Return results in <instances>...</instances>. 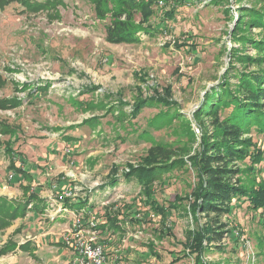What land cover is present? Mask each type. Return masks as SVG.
I'll return each mask as SVG.
<instances>
[{"label": "rangeland", "instance_id": "obj_1", "mask_svg": "<svg viewBox=\"0 0 264 264\" xmlns=\"http://www.w3.org/2000/svg\"><path fill=\"white\" fill-rule=\"evenodd\" d=\"M29 1L49 6L34 11L11 2L0 10V100L18 103L0 109V205L26 204L22 216L0 228V248L31 237L41 243L35 254L7 253L0 264H72L70 245L65 263L55 242L72 244L73 221L60 218L77 199L94 202L80 213L86 224L108 207L127 210L122 233H95L108 264L115 256L119 264H169L176 255L175 264H194L182 251L192 232L207 230L194 199L198 156L214 129L203 114L205 96L221 81L234 90L237 72L257 69L235 60L264 54L256 45L264 42V28L247 23L264 12V0H201L163 25L156 6L149 24L163 30L138 34V44L107 42L109 19L95 17L93 0ZM140 99L145 106L131 117ZM243 139L258 155L237 162L238 179L259 194L264 136ZM152 145L174 155L143 188L126 174L146 170ZM152 202L167 209L165 219L145 215ZM224 220L242 231V242L224 237L226 250L211 249L202 264H264V212L242 206ZM149 245L158 258L148 257Z\"/></svg>", "mask_w": 264, "mask_h": 264}, {"label": "trees", "instance_id": "obj_2", "mask_svg": "<svg viewBox=\"0 0 264 264\" xmlns=\"http://www.w3.org/2000/svg\"><path fill=\"white\" fill-rule=\"evenodd\" d=\"M158 1L162 2V6H158ZM11 2L22 6L29 4L28 7L33 8L34 11L49 6L48 2L34 7L29 0H0V10ZM197 2H201V0H93V7L95 17L98 20L109 19V23L105 25V40L107 42L111 44H138L140 42L138 34L150 35L154 31L161 32L163 30L159 26L154 27L149 24L151 18L157 17L156 6L162 7L158 22L163 25L175 19V12L179 8ZM137 15H139L138 21L136 20ZM247 23H251L257 28H264L263 10L255 11L254 16ZM247 23H239L237 28L241 29L242 26H245L243 24ZM256 45L264 48V42H258ZM235 61L247 67L255 66L257 69L253 72L246 70L237 72L235 77L237 83L234 90H230L229 86L221 81L217 84L218 91L205 96L207 111L203 114L210 116V123L214 129L209 136L210 138L202 144V151L198 156L199 183L194 199L196 209L207 222V230L205 232L197 230L192 232L190 238H187V247L182 251V258L191 257L194 264H202L204 254L210 252L211 249L223 253L227 247V244L222 245L221 243L225 239L224 237H229V239L227 238L228 241L234 237L233 241L235 240V244L238 245L242 242L239 240L242 238V231L236 227H231L228 220L223 221L224 218L231 215L233 209L243 206L249 210H262L264 212V188L258 190L259 194L256 191L245 190L238 179L241 170L236 166L237 162L245 158L252 160L253 156L258 155L253 153L252 143L243 137L251 134L264 136V103L262 102L264 100V54L259 53L254 57H237ZM143 101L136 103L131 117L137 114L145 104ZM157 101L161 102L162 100ZM17 105L15 100H0L1 110L14 108ZM154 117V123L160 121L163 112L158 111ZM154 117L151 121L154 120ZM154 123L151 124L154 125ZM1 126L3 124L0 123V129ZM141 135L144 136V134ZM173 155L174 153L170 150L161 148L159 145H152L145 157L146 170L141 172H132L131 170L126 174V178L129 180L137 178L136 181L139 184L142 183L140 187L144 188L147 183H152L163 175H161L162 169L159 170L158 167L165 166V163H168ZM1 203L0 228L22 216L26 210L24 209L26 204L22 207L10 205L12 209H8L4 208V202ZM77 205H85V209L84 207L79 209L76 207ZM94 206V202L91 200L77 199L73 201V204H70L69 209H72L73 214L81 215L80 213L88 208L94 209ZM113 208L111 206L104 209L103 215L99 217L94 214L95 220H97L95 230L101 233L108 231L123 232L119 223L128 222L127 210L122 211ZM166 211V208H161L156 202H152L145 215L151 214L165 219ZM119 216L122 217L120 220ZM129 221L132 222L131 218ZM233 241L231 239V242ZM15 248L14 242L8 243L0 248V256L13 251ZM153 249V246H148V257L151 255L158 258V254ZM171 260L169 264H175L179 258L176 255V258Z\"/></svg>", "mask_w": 264, "mask_h": 264}, {"label": "built area", "instance_id": "obj_3", "mask_svg": "<svg viewBox=\"0 0 264 264\" xmlns=\"http://www.w3.org/2000/svg\"><path fill=\"white\" fill-rule=\"evenodd\" d=\"M158 6H162L161 1H158ZM71 220L73 221V242L70 244L71 240L66 239L63 243L66 246L70 245L74 253L72 264H108L104 245L95 236V233H99L95 230V217L88 224L83 223L81 215L78 214H73ZM118 260L119 257L115 256L110 264H119Z\"/></svg>", "mask_w": 264, "mask_h": 264}, {"label": "crops", "instance_id": "obj_4", "mask_svg": "<svg viewBox=\"0 0 264 264\" xmlns=\"http://www.w3.org/2000/svg\"><path fill=\"white\" fill-rule=\"evenodd\" d=\"M37 210H38V208L36 209V211ZM36 211L35 210L33 211V214L34 215H35ZM69 212H66V214H62L61 215V218L60 219H61L62 223H67L69 221V219L72 218L73 213L72 212L69 213ZM68 213L70 215H68ZM18 227H20V226H18ZM39 228H40V226H39ZM49 239H51V237H49ZM39 242L41 243L40 238H34V237L29 238V240L25 241L21 245H19L17 242H14L17 246H16V248L13 251H11L9 253H13L15 251H18L17 254H15V255H21V254L23 255V254H26V255H29L30 256L31 254H35L36 253V250L39 249V247H38V246H40L39 245ZM55 243L57 244V247H58V249L60 251L61 257L64 258V262L66 263V254H67L66 253V249H65L66 248V245L63 242H59V241L58 242H55ZM2 256H0V257H2Z\"/></svg>", "mask_w": 264, "mask_h": 264}]
</instances>
